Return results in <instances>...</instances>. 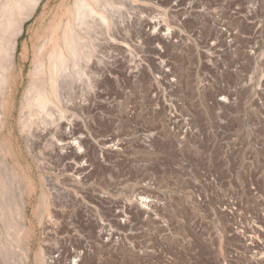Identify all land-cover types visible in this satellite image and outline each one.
<instances>
[{"label":"rangeland","instance_id":"374dc122","mask_svg":"<svg viewBox=\"0 0 264 264\" xmlns=\"http://www.w3.org/2000/svg\"><path fill=\"white\" fill-rule=\"evenodd\" d=\"M117 1L54 118L76 120L78 152L20 123L40 35L74 0L25 23L0 91V264L24 245L30 264H264V0Z\"/></svg>","mask_w":264,"mask_h":264},{"label":"bare ground","instance_id":"6f19581e","mask_svg":"<svg viewBox=\"0 0 264 264\" xmlns=\"http://www.w3.org/2000/svg\"><path fill=\"white\" fill-rule=\"evenodd\" d=\"M111 1L74 0L72 4L68 3L66 5L68 6V13L59 14V16L52 18L51 22L57 21L52 24L49 32L40 35L41 42L36 45L32 67L28 73V86H26L27 88H25L26 91H24L25 94L23 95L20 115L21 130L29 133V128L37 121H40L45 128L49 124H53L54 132H58L60 136L58 138L60 141L58 142L61 143V140H66L64 148L67 150L65 149V151L78 152L84 139L83 136H75L76 120L67 118L65 123L60 124L54 118L56 116L59 118L66 117V112L60 108L65 107V92H67L73 82L84 78L86 68L94 55L93 45L95 44H93V37H96L94 36L95 34L97 35L94 32L97 31L96 29H101L102 31H104V28L106 29L108 14L114 0ZM41 2L42 0H0V91L2 89L9 92L12 91L9 79L12 76L11 70H15L17 65L19 38L24 33L26 21L35 15ZM165 35L167 34L165 33ZM54 141H56L55 138ZM59 148L61 152V146ZM77 163L74 166V170L76 172L81 168L83 170L84 164ZM5 183L7 182H1L0 180V195H3V192L7 194ZM28 190V186H25L17 203L18 227L21 231L19 233L20 236L22 235L23 244H26L28 240L26 223L27 198H25V193ZM2 202H6V200L4 201L3 199ZM45 202L47 204L46 207L52 204L50 199L45 200ZM3 208H1V211L4 210ZM49 208L47 207L44 210L47 216L51 214ZM54 211L57 212V209ZM3 214L4 211L1 216ZM48 218L51 219L50 217ZM46 222L48 223V221ZM24 250L26 253L22 258V263L30 264L29 250L26 245H24ZM71 253L74 254V251ZM36 259L37 264H45L44 257Z\"/></svg>","mask_w":264,"mask_h":264}]
</instances>
